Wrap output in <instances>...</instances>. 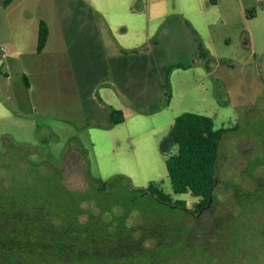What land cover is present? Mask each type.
<instances>
[{"label": "rangeland", "instance_id": "1", "mask_svg": "<svg viewBox=\"0 0 264 264\" xmlns=\"http://www.w3.org/2000/svg\"><path fill=\"white\" fill-rule=\"evenodd\" d=\"M2 3L0 178L35 167L87 190L124 176L134 189L159 183L192 208L196 199L174 194L167 175L175 148L165 155L159 144L176 117H212L224 129L216 213L240 222H223L204 244L184 246L188 232H179L163 264H264V207L243 211L227 186L252 191L253 177L264 180V0ZM41 21L49 35L37 53ZM172 64L187 67L171 69L165 84ZM111 109L125 120L110 123Z\"/></svg>", "mask_w": 264, "mask_h": 264}, {"label": "trees", "instance_id": "2", "mask_svg": "<svg viewBox=\"0 0 264 264\" xmlns=\"http://www.w3.org/2000/svg\"><path fill=\"white\" fill-rule=\"evenodd\" d=\"M12 1L3 0V7ZM254 14L252 10L251 16ZM48 35V26L41 21L37 53L45 47ZM175 67L187 66L165 67V84H169V73ZM108 117L113 124L125 120L120 110H109ZM223 132L214 128L212 117L187 112L175 118L160 141V152L165 155L175 148L165 159L171 189L176 195L196 199L192 208L185 199L173 200L159 183L134 189L124 176L87 190L70 189L60 172L46 174L35 167L12 174L8 181L0 178V262L163 264L172 260L173 245L183 230L188 232L184 246L196 239L204 244L223 222L224 229L231 221L240 222L237 217L223 218L216 213V163ZM252 179V191L232 181L227 183L243 211L257 208V204L264 207V180ZM82 215L86 216L83 221ZM149 240L154 241L153 248L147 247Z\"/></svg>", "mask_w": 264, "mask_h": 264}]
</instances>
